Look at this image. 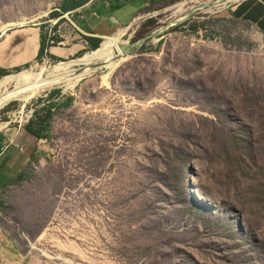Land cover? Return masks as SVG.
<instances>
[{
    "label": "rangeland",
    "instance_id": "374dc122",
    "mask_svg": "<svg viewBox=\"0 0 264 264\" xmlns=\"http://www.w3.org/2000/svg\"><path fill=\"white\" fill-rule=\"evenodd\" d=\"M61 4L0 0V47L37 23L46 34ZM230 4L196 9L70 90L0 107V264H264V43ZM196 5L154 0L118 43Z\"/></svg>",
    "mask_w": 264,
    "mask_h": 264
},
{
    "label": "crops",
    "instance_id": "0c3cea01",
    "mask_svg": "<svg viewBox=\"0 0 264 264\" xmlns=\"http://www.w3.org/2000/svg\"><path fill=\"white\" fill-rule=\"evenodd\" d=\"M154 0H128L120 7L113 8L106 0H88L63 14L61 8L50 11V17L57 19L59 34L47 48L42 58L65 60L77 53L91 50L106 35L126 31L137 17L144 16L145 8ZM225 13L234 19L251 24L260 34L264 43V0H238L225 8ZM33 27L14 30L0 47L3 53L12 48L10 56L3 59L0 68L18 66L35 59L39 48L41 23ZM11 28H8L9 30ZM4 32L2 35H4ZM45 34V32H43ZM1 35V36H2ZM46 42L48 43V36ZM11 44H13L11 46ZM41 58V59H42Z\"/></svg>",
    "mask_w": 264,
    "mask_h": 264
},
{
    "label": "bare ground",
    "instance_id": "6f19581e",
    "mask_svg": "<svg viewBox=\"0 0 264 264\" xmlns=\"http://www.w3.org/2000/svg\"><path fill=\"white\" fill-rule=\"evenodd\" d=\"M191 1L198 3V5L192 6L191 9H201L204 4L212 5L207 8H203L205 10L225 6L228 3H233L238 0ZM182 5H184V2L179 3V6ZM123 33L124 32L122 30L117 34L104 36L98 48L79 60L71 62H57L50 68L41 65L34 69H25L13 74L4 75L0 78V107L12 100L19 101L21 105L25 102L27 103L30 98L54 85L62 86L63 90H70L77 84L78 81L93 74L96 70L102 68H112L120 60L127 58V56L123 55V52L119 47L120 44L118 43L119 37ZM95 63L102 65V67L94 68L93 64ZM76 66L81 68L75 71L77 69ZM105 76L106 73L103 74V77ZM8 85H11L12 87L8 89Z\"/></svg>",
    "mask_w": 264,
    "mask_h": 264
},
{
    "label": "trees",
    "instance_id": "16d2710c",
    "mask_svg": "<svg viewBox=\"0 0 264 264\" xmlns=\"http://www.w3.org/2000/svg\"><path fill=\"white\" fill-rule=\"evenodd\" d=\"M88 0H62V4H61V10L66 12L70 9H73L85 2H87ZM109 5L113 8H116V7H120L122 6L124 3H126L128 0H106ZM50 15V14H49ZM182 25H184V23L182 24H178L176 25L175 27L176 28H180ZM197 26H189V28H187V31L191 32V33H194L197 31ZM46 35L41 32L40 34V42H39V48H38V51H37V55L35 57V59L37 60H41L42 56L43 55H47V48L50 46V44H48L46 42ZM98 47V44L96 46H94L91 50H94ZM26 65V64H25ZM16 70H18L19 68H15ZM9 72L4 69V68H0V76H3V75H6L8 74ZM59 90H56V92H58ZM51 93V92H50ZM50 96V95H49ZM14 103V102H13ZM50 115V110L46 109V112H45V119L44 121L47 120V118L49 117ZM34 116L36 119H38V114L37 112H34ZM32 124H33V120H29L28 123L25 125V129L28 130V132H30L31 134H33L34 136H38V129L32 127ZM0 139H1V135H0Z\"/></svg>",
    "mask_w": 264,
    "mask_h": 264
},
{
    "label": "water",
    "instance_id": "95a60500",
    "mask_svg": "<svg viewBox=\"0 0 264 264\" xmlns=\"http://www.w3.org/2000/svg\"><path fill=\"white\" fill-rule=\"evenodd\" d=\"M208 6H212V5L211 4H204V5H202V8H207ZM196 9L197 8L191 9L187 13V15H185L183 18H181L179 20H173L171 23L161 26L159 29L152 31L151 33L147 34L146 36H144V37H142V38H140V39H138L136 41H126L125 43L120 44V46H119L120 50H122L124 56H130L131 54H133L137 50V48L141 45V43L143 41H146L147 39H150V38L158 36L163 31H165L168 28V26L171 25V24H177V23H180V22L184 21ZM63 14H65V12H63ZM93 67L94 68H97V67L101 68L102 65L95 63V64H93ZM80 68H77L75 71L79 70Z\"/></svg>",
    "mask_w": 264,
    "mask_h": 264
},
{
    "label": "built area",
    "instance_id": "2783aa9c",
    "mask_svg": "<svg viewBox=\"0 0 264 264\" xmlns=\"http://www.w3.org/2000/svg\"><path fill=\"white\" fill-rule=\"evenodd\" d=\"M57 19L49 18L46 23L48 25L47 36H48V44H53L55 42L54 37L59 34V30L56 27Z\"/></svg>",
    "mask_w": 264,
    "mask_h": 264
}]
</instances>
